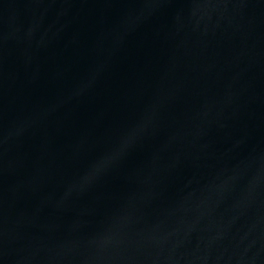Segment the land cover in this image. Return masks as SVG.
<instances>
[{"label": "water", "instance_id": "95a60500", "mask_svg": "<svg viewBox=\"0 0 264 264\" xmlns=\"http://www.w3.org/2000/svg\"><path fill=\"white\" fill-rule=\"evenodd\" d=\"M0 264H264V0H0Z\"/></svg>", "mask_w": 264, "mask_h": 264}]
</instances>
